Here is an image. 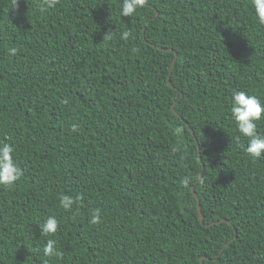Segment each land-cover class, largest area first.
<instances>
[{
    "label": "trees",
    "instance_id": "obj_1",
    "mask_svg": "<svg viewBox=\"0 0 264 264\" xmlns=\"http://www.w3.org/2000/svg\"><path fill=\"white\" fill-rule=\"evenodd\" d=\"M42 3L0 0V143L22 170L0 186V264H264V158L230 118L233 91L264 104L251 0Z\"/></svg>",
    "mask_w": 264,
    "mask_h": 264
},
{
    "label": "clouds",
    "instance_id": "obj_2",
    "mask_svg": "<svg viewBox=\"0 0 264 264\" xmlns=\"http://www.w3.org/2000/svg\"><path fill=\"white\" fill-rule=\"evenodd\" d=\"M59 3V0H43L41 11L53 9ZM145 4V0H122L120 15L122 17L133 16L137 9ZM251 7L254 9L255 17L258 23L264 26V0H251ZM112 33L106 34L104 38H111ZM128 32L122 34V38L127 39ZM17 48L11 47L8 53L11 56L17 54ZM230 118L234 121L239 133L247 138V146L245 151L254 160L264 158V135L257 131V122L264 120V104L255 96L249 95L244 91H233ZM78 126L72 125V131L76 132ZM184 129L178 126L174 129V134L181 135ZM15 148L8 143H0V186L11 187L18 181L22 175V170L16 163L14 158ZM194 177H184L181 181L184 187H188ZM74 199L67 195L60 197V206L66 210H71ZM102 218L99 210L92 213L90 224L99 225ZM58 221L55 217L47 218L41 227V233L44 235L55 234L58 230ZM43 254L46 257H54L59 255L56 249V241L48 239L43 247Z\"/></svg>",
    "mask_w": 264,
    "mask_h": 264
},
{
    "label": "water",
    "instance_id": "obj_3",
    "mask_svg": "<svg viewBox=\"0 0 264 264\" xmlns=\"http://www.w3.org/2000/svg\"><path fill=\"white\" fill-rule=\"evenodd\" d=\"M175 61V60H174ZM173 61V62H174ZM173 66V64L171 65V67ZM167 83L170 87H172V84L170 82V80H167ZM192 192H193V195L195 196V198L197 199V196H196V193L195 191L193 190V188H191ZM197 202H198V199H197ZM198 217H199V220H202V213H201V209H200V206H199V202H198Z\"/></svg>",
    "mask_w": 264,
    "mask_h": 264
}]
</instances>
